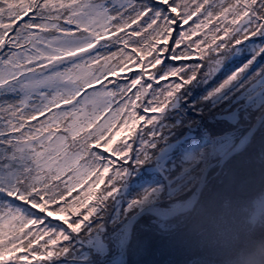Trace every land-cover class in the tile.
<instances>
[{"label":"snow or ice","instance_id":"6c2138e0","mask_svg":"<svg viewBox=\"0 0 264 264\" xmlns=\"http://www.w3.org/2000/svg\"><path fill=\"white\" fill-rule=\"evenodd\" d=\"M201 84L227 150L185 139ZM257 122L264 0H0V264H145L239 203L210 174Z\"/></svg>","mask_w":264,"mask_h":264},{"label":"rangeland","instance_id":"374dc122","mask_svg":"<svg viewBox=\"0 0 264 264\" xmlns=\"http://www.w3.org/2000/svg\"><path fill=\"white\" fill-rule=\"evenodd\" d=\"M205 89L204 84L194 87L188 94L187 104L180 109L186 113L184 119L191 127V131L185 129V139L195 141L199 132L206 138L202 141L210 142L214 147L217 140H224L220 148L227 150L232 146L233 135L231 131L218 134L217 120L213 118L218 109L207 108L201 116L199 109L194 107V104L204 107L200 97ZM222 119L234 121L235 117ZM258 128L259 132L241 151L230 156L222 169L214 168L210 174L213 175V190L239 193V203L217 208L211 223L202 224L197 217L172 241L145 254V264H192L199 255L209 264H264V161L261 159L264 157V131L260 126ZM191 240L199 245L197 250L190 246ZM119 260V256L115 257L113 264H119Z\"/></svg>","mask_w":264,"mask_h":264},{"label":"water","instance_id":"95a60500","mask_svg":"<svg viewBox=\"0 0 264 264\" xmlns=\"http://www.w3.org/2000/svg\"><path fill=\"white\" fill-rule=\"evenodd\" d=\"M259 126H260L259 122H257L255 125H253V127L249 130L247 135H245L244 137L241 138L240 142L237 143V147L233 150L232 153H229V155L232 156L233 154L241 151L245 147V145L250 141V139L252 138V135L258 129ZM225 159L227 160L228 158L226 157ZM122 243H123V240H122ZM120 259H121V257H120Z\"/></svg>","mask_w":264,"mask_h":264},{"label":"trees","instance_id":"16d2710c","mask_svg":"<svg viewBox=\"0 0 264 264\" xmlns=\"http://www.w3.org/2000/svg\"><path fill=\"white\" fill-rule=\"evenodd\" d=\"M258 132H259V128H258V130L256 131L255 134H257ZM203 136H204V135L201 134V139L203 138ZM254 136H255V135H254ZM254 136H253V137H254ZM195 138H196V136H195ZM192 139H193V138H190V140H192ZM203 140H206V138H203ZM236 154H237V153H236ZM236 154H235V155H236ZM235 155H233V156H235ZM231 157H232V156H231ZM261 238H263V237H260L259 239H261ZM258 241H259V240H258ZM259 242H260V241H259ZM227 251H228V249H227Z\"/></svg>","mask_w":264,"mask_h":264},{"label":"bare ground","instance_id":"6f19581e","mask_svg":"<svg viewBox=\"0 0 264 264\" xmlns=\"http://www.w3.org/2000/svg\"><path fill=\"white\" fill-rule=\"evenodd\" d=\"M255 132H256V131H255ZM255 132H254V134H255ZM254 134H253V135H254ZM253 135H252V136H253Z\"/></svg>","mask_w":264,"mask_h":264}]
</instances>
